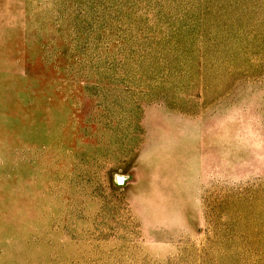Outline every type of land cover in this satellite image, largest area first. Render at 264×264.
<instances>
[{"label":"rangeland","instance_id":"1","mask_svg":"<svg viewBox=\"0 0 264 264\" xmlns=\"http://www.w3.org/2000/svg\"><path fill=\"white\" fill-rule=\"evenodd\" d=\"M0 264H264V0H0Z\"/></svg>","mask_w":264,"mask_h":264}]
</instances>
